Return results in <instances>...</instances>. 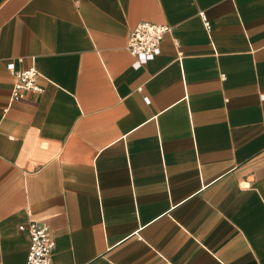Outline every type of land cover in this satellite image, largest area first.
<instances>
[{
	"label": "crops",
	"instance_id": "1",
	"mask_svg": "<svg viewBox=\"0 0 264 264\" xmlns=\"http://www.w3.org/2000/svg\"><path fill=\"white\" fill-rule=\"evenodd\" d=\"M29 220L50 264H264V0H0V264Z\"/></svg>",
	"mask_w": 264,
	"mask_h": 264
},
{
	"label": "built area",
	"instance_id": "2",
	"mask_svg": "<svg viewBox=\"0 0 264 264\" xmlns=\"http://www.w3.org/2000/svg\"><path fill=\"white\" fill-rule=\"evenodd\" d=\"M167 30L165 25L146 21L138 22L129 30L125 48L134 58V67L140 66L158 53L160 39ZM6 68L14 77L10 100L20 99L26 91L41 92L36 84L37 72L34 67L15 69L11 63H7ZM17 228L24 231L28 239L25 264H50L54 243L48 225L45 222L29 220Z\"/></svg>",
	"mask_w": 264,
	"mask_h": 264
}]
</instances>
